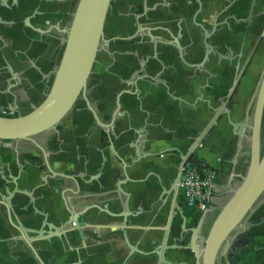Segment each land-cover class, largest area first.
<instances>
[{"label": "flooded vegetation", "instance_id": "af4514ba", "mask_svg": "<svg viewBox=\"0 0 264 264\" xmlns=\"http://www.w3.org/2000/svg\"><path fill=\"white\" fill-rule=\"evenodd\" d=\"M77 2L44 0L54 58L51 77ZM33 9L39 13L37 3ZM202 76L204 86L224 92L220 103L233 102L241 89L247 111L242 121L250 123L264 76V0H111L87 80L88 101L80 95L55 129L33 137L35 143L13 141L14 172L2 169L6 163L0 155V264H203L205 239L227 190L204 210L182 198L184 212L179 181L187 166L180 168L173 153L176 161L154 174L140 192L141 202L131 208V195L123 188L130 179L129 161L115 155L113 144L120 132L136 136L132 121L159 123L156 112L142 106L145 86L179 90ZM209 100L214 105L215 96ZM263 127L264 108L262 141ZM135 130L140 149L150 133ZM191 134L186 131L185 140ZM27 151L38 161L30 156L21 162ZM28 164L30 169L23 166ZM34 177L47 193L29 191L30 198L23 194L28 187L19 185ZM43 200V206L37 204ZM42 220L51 226L35 232L20 228L37 227ZM239 234L216 264H238L245 256L258 262L249 237L237 239ZM10 241L11 247L3 246Z\"/></svg>", "mask_w": 264, "mask_h": 264}, {"label": "crops", "instance_id": "0c3cea01", "mask_svg": "<svg viewBox=\"0 0 264 264\" xmlns=\"http://www.w3.org/2000/svg\"><path fill=\"white\" fill-rule=\"evenodd\" d=\"M36 3L39 13L35 15L33 8ZM47 10L48 6L44 0L31 1V6H26L19 14H14L5 9L0 10V110L13 109L15 113H25L37 105L47 92L52 79L49 71L54 62L51 34L46 31L49 24L47 19H50L46 13ZM24 17H31L30 25L23 23ZM151 72L154 71L151 70ZM184 82L185 78L181 77V83L185 84ZM205 82L204 76L195 77L193 81H190V88L183 87V89H170L168 91L164 86L160 88L145 86L142 106L150 112L155 111L154 118L160 117L157 118L159 123L155 122L157 126L153 127L150 122L144 123L141 120H136L130 122V127L134 129L143 128L150 133L149 137L154 139V146L151 147L146 144L145 152L150 148L163 153L155 158L158 162L157 166L145 167L140 171L128 169L127 173L130 179L136 178L140 181L137 183L127 182L123 185L124 190L131 195V208L139 204L140 192L153 182L154 174L162 172L169 163L176 161L173 158V152L166 150L177 147L184 151L198 137V146L195 147L191 156L204 166L205 170L217 169L214 178L216 185L215 202H219L220 195L229 187V183H235L238 180L237 175L244 172L248 158V144L244 138L237 136L236 130L229 124L225 114L215 116L212 107H219L220 104L222 106L218 97L225 94L221 90L213 91L207 88L204 86ZM211 94L215 96L214 105H211V100H209ZM241 95L240 89L232 97L233 102L226 103L230 108L231 120L235 123L242 121L246 111V105L241 103ZM213 119H215V123H212ZM125 125V123L118 125L116 130H120ZM186 131L192 132L191 138L188 140H185L184 136ZM133 137L130 134L124 140L128 142ZM12 144L13 141H3L0 144V155L4 156L3 161L6 163V167H9L10 172H14L17 168L15 163L11 162V157H13ZM113 144L119 157L129 161L134 150L125 148L121 139H114ZM27 150L30 151L29 148ZM30 154L27 151L25 155L21 156L20 161L22 162L24 158L28 159L30 156L36 158L35 153ZM9 161L11 163L8 164ZM35 161H38V158ZM23 166L30 169L29 164ZM72 169L74 171V167ZM218 171L220 172L218 173ZM42 173L44 170L41 169L39 175ZM228 175L233 176L228 178ZM38 184H40L39 178L34 177V180L25 181L19 186L28 187V193L33 192V195L36 196L41 193L46 194L47 189L37 187ZM23 198L25 197L19 196L18 200ZM182 198L184 199L180 191L178 201L185 212L187 207L185 204H183L184 206L181 205ZM37 204L43 206L45 200L39 201ZM115 208L117 209L118 205H115ZM250 218L251 222L256 223V225L245 229L238 235L237 239L242 234H246L254 246L253 259L264 262V196ZM3 236L6 235L3 234ZM11 244L12 241L4 243L3 246L9 248L12 246Z\"/></svg>", "mask_w": 264, "mask_h": 264}, {"label": "water", "instance_id": "95a60500", "mask_svg": "<svg viewBox=\"0 0 264 264\" xmlns=\"http://www.w3.org/2000/svg\"><path fill=\"white\" fill-rule=\"evenodd\" d=\"M111 0H78L72 15L69 26L64 30L65 37L62 41V51L60 58L55 66L52 79L43 99L31 107L25 113H15L13 109L0 110V144L1 142L25 140L35 143V135L50 129H55L62 118L69 112L81 95L88 101L85 91L87 80L92 70L93 63L103 35V25ZM29 0H0V10L5 9L19 14L28 5ZM24 23L30 25L29 17H24ZM231 88L224 97L229 101ZM223 101V98H219ZM219 107H212L213 113L225 114L229 124L236 130L239 138H244L248 144L247 161L243 173L237 175L238 180L235 183L230 182L227 190L226 200L219 206L216 216L209 228L205 239V247L202 251L203 264H216L219 254H223L227 249L231 250L232 240L248 227L256 225L247 219L253 213L257 204L264 196V141H262V116L264 108V76L261 83L257 100L251 115L250 123L245 121L233 122L230 117L229 106L223 104ZM215 123V119L212 120ZM153 127H156L151 123ZM249 128V132L245 131ZM136 134L131 141L125 142L129 132H120L115 139H121L125 148L134 150L129 157L128 168L140 171L145 167L157 166L155 159L161 151L148 149L144 151L145 145L154 146L152 137L146 138L139 149V145L134 142L137 139L138 130L132 129ZM199 143L194 139L185 151L172 147L169 150L178 156L179 167L193 165L198 170L203 171L206 168L195 161L191 156ZM140 150V151H139ZM117 151L115 150V155ZM190 157H192L190 159ZM190 159V160H189ZM8 171L9 167L2 165V169ZM166 168V167H164ZM215 174L217 169L211 168ZM3 172V170H2ZM220 171H218L219 173ZM151 174V172H150ZM166 173L164 177H166ZM233 175H228V178ZM184 179L182 175L181 180ZM129 182H140L138 179H129ZM214 187L212 204L215 205ZM18 193H22L19 192ZM174 197H178L179 191L177 185L173 189ZM30 197V193H23ZM31 198V197H30ZM75 225V224H74ZM50 223L45 220L39 222L37 227L21 226L22 229L31 232L43 231ZM76 226V225H75Z\"/></svg>", "mask_w": 264, "mask_h": 264}, {"label": "built area", "instance_id": "2783aa9c", "mask_svg": "<svg viewBox=\"0 0 264 264\" xmlns=\"http://www.w3.org/2000/svg\"><path fill=\"white\" fill-rule=\"evenodd\" d=\"M183 175L184 179L179 181V188L186 203L204 210L213 199L215 174L209 170L200 171L191 165L184 167Z\"/></svg>", "mask_w": 264, "mask_h": 264}, {"label": "rangeland", "instance_id": "374dc122", "mask_svg": "<svg viewBox=\"0 0 264 264\" xmlns=\"http://www.w3.org/2000/svg\"><path fill=\"white\" fill-rule=\"evenodd\" d=\"M263 140H264V127H263ZM248 250L250 251L251 249L249 248ZM250 253H251V251H250ZM238 261H239L238 264H264V262H262V261L255 263V262L251 261V258H247V256H245L244 258H242Z\"/></svg>", "mask_w": 264, "mask_h": 264}]
</instances>
